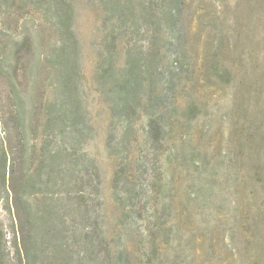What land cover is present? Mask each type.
<instances>
[{"label": "rangeland", "instance_id": "rangeland-1", "mask_svg": "<svg viewBox=\"0 0 264 264\" xmlns=\"http://www.w3.org/2000/svg\"><path fill=\"white\" fill-rule=\"evenodd\" d=\"M18 247L264 264V0H0L2 264Z\"/></svg>", "mask_w": 264, "mask_h": 264}, {"label": "trees", "instance_id": "trees-1", "mask_svg": "<svg viewBox=\"0 0 264 264\" xmlns=\"http://www.w3.org/2000/svg\"><path fill=\"white\" fill-rule=\"evenodd\" d=\"M69 7L70 5L67 4ZM69 33H71V31L69 30ZM18 253H19V257L21 260V263L23 264H28V252H26L25 248H20L18 247ZM0 264H2V260H0Z\"/></svg>", "mask_w": 264, "mask_h": 264}]
</instances>
